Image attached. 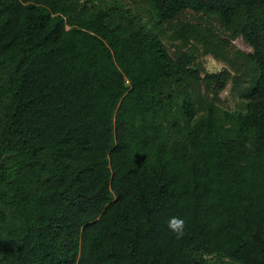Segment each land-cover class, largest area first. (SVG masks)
<instances>
[{
  "label": "trees",
  "instance_id": "16d2710c",
  "mask_svg": "<svg viewBox=\"0 0 264 264\" xmlns=\"http://www.w3.org/2000/svg\"><path fill=\"white\" fill-rule=\"evenodd\" d=\"M145 1L0 0V264H264V0Z\"/></svg>",
  "mask_w": 264,
  "mask_h": 264
},
{
  "label": "rangeland",
  "instance_id": "374dc122",
  "mask_svg": "<svg viewBox=\"0 0 264 264\" xmlns=\"http://www.w3.org/2000/svg\"><path fill=\"white\" fill-rule=\"evenodd\" d=\"M122 3H124L127 7L133 9L136 13L140 14L146 22H150L149 14L147 13V5L145 0H118ZM96 3L101 6H112L114 3V0H96ZM184 20H189L194 23L203 24L204 26H208L210 24H214L216 26L217 31L223 36L227 37L228 33L224 32V30L221 28L220 23L213 18H210L208 16H203L201 14H195L192 11H189L186 13L185 16H183ZM164 38L167 43V45L171 48L172 51H175L176 47H174L176 44H178L180 41L175 40L173 37V33L170 30H166L164 32ZM195 42L192 41L191 44H194ZM232 43L235 45L236 48L250 52L252 51V47L243 39V37H237L235 39H232ZM200 50L198 49L199 53V63L200 66H203L207 71L209 72H217L224 68H229L230 65L220 59L215 58L212 54H204L202 51V47L199 46ZM240 98L237 96V94L233 93L232 91V82H230L225 90L221 93V100H220V106L223 107L226 110H235L238 108L240 103ZM215 256H209L208 260L211 263L216 262ZM228 261V260H225Z\"/></svg>",
  "mask_w": 264,
  "mask_h": 264
}]
</instances>
